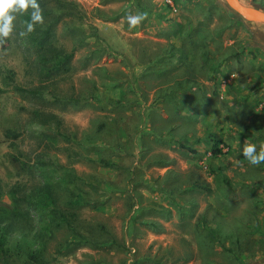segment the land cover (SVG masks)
Listing matches in <instances>:
<instances>
[{"label":"rangeland","instance_id":"obj_1","mask_svg":"<svg viewBox=\"0 0 264 264\" xmlns=\"http://www.w3.org/2000/svg\"><path fill=\"white\" fill-rule=\"evenodd\" d=\"M38 3L0 49V264H263L264 163L242 149L264 144V24L224 0ZM62 210L106 245L51 229Z\"/></svg>","mask_w":264,"mask_h":264},{"label":"clouds","instance_id":"obj_2","mask_svg":"<svg viewBox=\"0 0 264 264\" xmlns=\"http://www.w3.org/2000/svg\"><path fill=\"white\" fill-rule=\"evenodd\" d=\"M31 9V22H26V31H21L20 36H25L34 31L37 23L43 24V12L38 3V0H0V46H2L6 39L9 38L14 30V20L16 14L23 15ZM147 12L136 15H129L127 17L129 27L135 28L147 19ZM242 154L245 159L252 165H259L264 163V144L260 145V150L253 144L245 143L242 149Z\"/></svg>","mask_w":264,"mask_h":264},{"label":"trees","instance_id":"obj_3","mask_svg":"<svg viewBox=\"0 0 264 264\" xmlns=\"http://www.w3.org/2000/svg\"><path fill=\"white\" fill-rule=\"evenodd\" d=\"M61 0H57V2H59ZM63 1V0H62ZM222 1V0H221ZM254 5L258 8H261L259 5L256 4H251ZM232 15L240 18L241 20H244V18H242L237 12H235L234 10H232L231 8H229ZM263 9V8H261ZM264 10V9H263ZM27 21L31 22V16H27ZM247 24H254V22H249V21H245ZM37 28H34V31ZM39 38L36 37L35 40L40 43V45L44 42V41H49L51 42V39L54 37L53 34V28H52V24H49L44 30L41 31V33L39 32ZM9 41H10V37L6 39L5 43L0 46V49H5L7 48V46L9 45ZM74 52H71L69 54H64V56L59 57L58 59L54 58L53 60V70L55 71H59L61 69V65H64V63H66L68 60H70L73 57ZM17 89H22L19 86H16ZM8 134H12L14 135V137L18 136V134H13L12 131H8ZM219 141H214V145H213V152L215 154H220L222 152V149L219 148ZM181 147L187 148L190 150V148H188L187 146H185L184 144H180ZM74 214L68 212V211H58V215L53 219V222L50 226V228L52 229V226H56V227H60V226H66L67 228H71L72 232L74 235H77V237L74 239V242H72V244L74 245H80V244H89L92 246H99V247H103L106 244H100V240H97L96 238H91L88 237L87 234L83 233L82 231L79 230V228L75 225V221H74ZM148 223V222H147ZM149 224V223H148ZM149 225H153L155 226V224H149ZM3 238V237H1ZM0 245L3 247L4 246V240L0 239ZM69 245V244H68ZM4 248V247H3ZM30 258L32 260V262H34V264H47V259L45 256V248H43L41 251L40 250H34L31 251L30 254Z\"/></svg>","mask_w":264,"mask_h":264},{"label":"water","instance_id":"obj_4","mask_svg":"<svg viewBox=\"0 0 264 264\" xmlns=\"http://www.w3.org/2000/svg\"><path fill=\"white\" fill-rule=\"evenodd\" d=\"M227 5L237 12L242 18L249 22H259L264 24V10L243 0H224ZM264 264V262H263Z\"/></svg>","mask_w":264,"mask_h":264}]
</instances>
